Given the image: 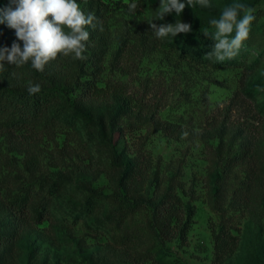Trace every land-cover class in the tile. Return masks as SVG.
Segmentation results:
<instances>
[{
    "label": "rangeland",
    "instance_id": "rangeland-1",
    "mask_svg": "<svg viewBox=\"0 0 264 264\" xmlns=\"http://www.w3.org/2000/svg\"><path fill=\"white\" fill-rule=\"evenodd\" d=\"M94 1L77 0L96 17L84 58L70 54L84 71L0 69L3 85L66 89L28 127L0 111V264H264V0H192L162 20L161 0H102L105 16ZM236 3L255 20L223 65L190 59L148 23L192 30ZM13 43L23 48L0 24V48ZM94 51L100 68L89 66ZM91 71L99 86L124 85L144 112L114 113L113 100L85 95ZM238 153L245 161L226 171Z\"/></svg>",
    "mask_w": 264,
    "mask_h": 264
},
{
    "label": "clouds",
    "instance_id": "clouds-1",
    "mask_svg": "<svg viewBox=\"0 0 264 264\" xmlns=\"http://www.w3.org/2000/svg\"><path fill=\"white\" fill-rule=\"evenodd\" d=\"M199 4L201 7L209 6L208 0H199ZM186 6L192 7V0H161L157 19L162 20L165 14L173 11L179 16ZM136 8V3L128 5L130 12ZM241 12L244 14L238 20ZM254 12V8L236 3L225 7L219 19H211L209 23L216 29L215 43L206 57L214 58L217 62L234 58L243 42L249 38L250 25L255 20ZM95 19L94 14L86 15L81 10L77 0H9L7 6L0 8V24L6 22L8 27L15 30L16 37L23 42V48L18 43H13L11 48H0V69H3L5 61L16 66L30 61L34 69L43 71L44 66L58 54H71L83 59L82 53L90 36L87 28L96 26ZM148 23L157 38L176 37L177 34L191 31V25L181 20L159 26L153 21ZM233 32L235 35H232ZM40 90L39 84H29L27 89L30 95ZM183 135L186 137L188 133L184 132Z\"/></svg>",
    "mask_w": 264,
    "mask_h": 264
},
{
    "label": "trees",
    "instance_id": "trees-1",
    "mask_svg": "<svg viewBox=\"0 0 264 264\" xmlns=\"http://www.w3.org/2000/svg\"><path fill=\"white\" fill-rule=\"evenodd\" d=\"M96 9L102 15L105 16L109 10V7L103 3L102 0H95ZM241 14V13H240ZM240 14L238 15V20L240 19ZM219 19V18H217ZM215 27L210 23L200 25L192 29L189 33L177 35L173 37L172 43L178 45L180 52L185 53L192 60H208L206 57L208 53L213 50L214 47V32ZM207 32V34H205ZM224 62L213 61L215 65L226 64ZM229 63V61H228ZM227 63V64H228ZM76 65L78 70H85L83 65L77 64L76 60L70 55L58 54V56L50 60L45 66L43 71H37L31 66V63H25L21 66L13 65V72L20 77H35L43 78L44 74L51 75L52 77L58 78L69 71V69ZM89 66H95L100 68L99 57L96 51L89 57ZM49 72V73H48ZM51 72V73H50ZM7 75L10 73L5 71ZM44 73V74H43ZM95 75L93 71L90 72V77L82 82V89L85 95L90 96L98 100L111 99L114 101V113L118 111L124 114L129 113H139L141 114L143 109L140 105L132 102V97L126 92V88L121 83H106L103 86H99L95 82ZM28 88L25 87H12L8 85H3L0 83V111H9L16 115V119L13 121L16 128H25L31 125V123L37 119L45 110L48 109L49 105L56 99V91L66 92V89L58 88H41L39 93L29 94ZM153 114V111H145V114ZM162 128L165 132H171L174 129H178L175 125L168 123H163ZM246 154L238 153L233 155L228 159V163L225 166V170H230L231 166L242 163L245 161ZM88 172L87 169H84ZM142 169L138 168L134 171L133 180L134 182H141ZM22 212V211H19ZM18 218V216H17Z\"/></svg>",
    "mask_w": 264,
    "mask_h": 264
}]
</instances>
